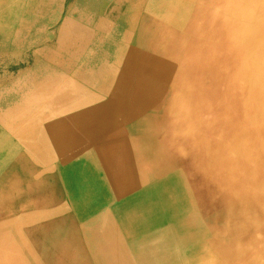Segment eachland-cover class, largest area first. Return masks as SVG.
<instances>
[{"label":"bare ground","instance_id":"1","mask_svg":"<svg viewBox=\"0 0 264 264\" xmlns=\"http://www.w3.org/2000/svg\"><path fill=\"white\" fill-rule=\"evenodd\" d=\"M36 2L0 0V264H264V0H126L58 81Z\"/></svg>","mask_w":264,"mask_h":264},{"label":"rangeland","instance_id":"2","mask_svg":"<svg viewBox=\"0 0 264 264\" xmlns=\"http://www.w3.org/2000/svg\"><path fill=\"white\" fill-rule=\"evenodd\" d=\"M37 1L39 2V5H38V2H36L38 9L45 5L44 7H49V8L51 7L50 11H54L56 5L59 6L62 3L63 8H62L61 13H60V16H61L60 22L62 23V20H64V21L66 20V21H68V22L70 21V22L74 23V25H76L73 28V29H75L74 30V36L69 37L67 35L60 34V36L59 37L57 36V39L55 40L54 50H52L50 52L47 51L48 53L46 52L47 54L44 55L43 59H41V60L39 59L40 60V61L38 60L39 62L36 61V63H35L34 61L31 62V60H30L29 65L27 66V67H30V69L36 67L37 71H39V73L42 71L43 73H40V75L53 74L55 76L54 78H56L57 81L62 78V75L65 74L64 73L65 71L72 69L73 66H76L79 62L85 60L86 58L91 57V56H96L98 59H100L101 57H99V55H101L103 57V55L100 52L96 51V49L92 45L93 39L96 36V34L97 35L98 34L109 35L112 33L113 29L115 28V23H114L115 17L122 11L120 9H122L123 5L126 2V0H89V1H87V4H84V6H82V5L77 4V3L79 1H86V0H46V1L45 0H37ZM119 3H121V5ZM71 4L73 5V8H72L73 12H69V15H70L69 16L67 11H68L69 6ZM39 6H41V7H39ZM112 8H114V9L112 10ZM64 18H66V19H64ZM66 24L68 25V23H66ZM97 25H99V26H97ZM107 28H108V30H107ZM109 29H110V31H109ZM89 31L91 32V34ZM82 40H84V41H82ZM63 42H65V43H63ZM61 44H62V46H61ZM23 51H24L22 54L23 59H16V60H13L14 58L13 59H7V60L3 61L2 63H0V79H3V84L6 83L5 79H7L8 77H12V75H17V74H20V73L25 72L27 70L26 63L29 60V59H27L29 52L27 50L26 51L23 50ZM52 52H54V54H55V59L49 60L48 59L49 55ZM96 54H99V55L97 56ZM41 63H42V65H41ZM55 73H56V75H55ZM62 83L63 82L60 81L58 83V85H61ZM32 91H34V90L32 89ZM36 91L39 93L44 92L42 89H36ZM19 122H20V120L18 117H16V115H9V116L1 115L0 116V139L3 142L2 144H4V143L6 145H7V143L9 144L11 137H13L14 126L21 123V122L20 123ZM12 147L16 148V149H22V145H16V146L12 145ZM5 162H6L5 165L7 168L5 167L2 171H0V185L3 184L5 181H7V179H9V175L12 172H17L19 169V166L16 163H14V161L12 159H8Z\"/></svg>","mask_w":264,"mask_h":264}]
</instances>
